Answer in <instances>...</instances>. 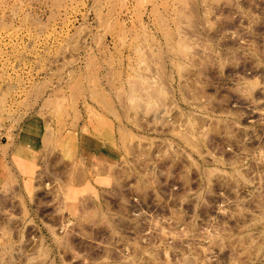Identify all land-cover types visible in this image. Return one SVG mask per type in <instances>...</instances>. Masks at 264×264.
I'll return each mask as SVG.
<instances>
[{
    "label": "rangeland",
    "instance_id": "obj_1",
    "mask_svg": "<svg viewBox=\"0 0 264 264\" xmlns=\"http://www.w3.org/2000/svg\"><path fill=\"white\" fill-rule=\"evenodd\" d=\"M0 264H264V0H0Z\"/></svg>",
    "mask_w": 264,
    "mask_h": 264
},
{
    "label": "crops",
    "instance_id": "obj_2",
    "mask_svg": "<svg viewBox=\"0 0 264 264\" xmlns=\"http://www.w3.org/2000/svg\"><path fill=\"white\" fill-rule=\"evenodd\" d=\"M99 155H101V154H99ZM94 159H97V157L95 156V158ZM96 161V160H95ZM78 180H80L81 178H83V179H85V176H83V174H82V172H79V174H78Z\"/></svg>",
    "mask_w": 264,
    "mask_h": 264
}]
</instances>
